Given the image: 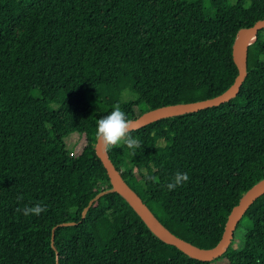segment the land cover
Masks as SVG:
<instances>
[{"label": "trees", "instance_id": "16d2710c", "mask_svg": "<svg viewBox=\"0 0 264 264\" xmlns=\"http://www.w3.org/2000/svg\"><path fill=\"white\" fill-rule=\"evenodd\" d=\"M206 2L0 0V264H264V193L211 261L161 241L116 192L82 217L110 187L97 119L117 105L130 119L209 98L233 82L235 34L264 17V0ZM246 63L230 100L131 130L135 155L106 146L161 223L200 247L218 242L232 206L264 178V29ZM126 87L138 98L120 101ZM72 132L85 136L78 154L65 147ZM177 171L188 180L168 190ZM35 204L41 213L22 214Z\"/></svg>", "mask_w": 264, "mask_h": 264}, {"label": "water", "instance_id": "95a60500", "mask_svg": "<svg viewBox=\"0 0 264 264\" xmlns=\"http://www.w3.org/2000/svg\"><path fill=\"white\" fill-rule=\"evenodd\" d=\"M261 29H264V17L255 20L254 23L249 26L241 27L237 30L232 43V58L237 68V74L233 82L224 91L205 99L171 103L149 108L137 117L129 119L131 130L138 129L162 118L196 112L204 108L217 106L235 97L247 73L246 61L248 45L255 40L258 31ZM106 146L107 145L96 137L94 144L95 154L106 169L110 187L99 191L89 200L86 207L82 210V217L87 207L99 196L107 192H116L124 198L128 205L157 238L164 243L175 246L178 250L191 258L211 261L220 257V255H222V253L230 245L237 223L247 208L259 195L264 193V178H261L252 184L245 192H243V194L239 197L238 202L232 206L227 215L224 229L218 242L212 247H200L175 235L161 223L137 192L121 176L120 171L113 165L108 157ZM70 224H74V222L65 221L59 225ZM52 243L53 232L51 234V244Z\"/></svg>", "mask_w": 264, "mask_h": 264}, {"label": "clouds", "instance_id": "9594fccd", "mask_svg": "<svg viewBox=\"0 0 264 264\" xmlns=\"http://www.w3.org/2000/svg\"><path fill=\"white\" fill-rule=\"evenodd\" d=\"M130 121L126 113L119 105L113 107L106 115L96 120L95 136L105 145L112 147L123 145L128 149L130 155H135L139 148V141L130 135ZM188 180L186 172L177 171L166 184L168 190H173L183 182ZM43 210V205L35 204L25 206L21 209L22 214H39Z\"/></svg>", "mask_w": 264, "mask_h": 264}, {"label": "rangeland", "instance_id": "374dc122", "mask_svg": "<svg viewBox=\"0 0 264 264\" xmlns=\"http://www.w3.org/2000/svg\"><path fill=\"white\" fill-rule=\"evenodd\" d=\"M231 2H234V0H230ZM205 4H207L205 0ZM209 13H212V10H208ZM119 100L120 101H126V100H135L138 98V95L133 92L130 88L126 87L121 91L119 94ZM65 147L71 154H78L82 147L85 145V136L84 134H79L77 132H72L68 134L65 138ZM219 260L214 261L213 263L217 264ZM226 260L222 259V262L219 264H226Z\"/></svg>", "mask_w": 264, "mask_h": 264}]
</instances>
